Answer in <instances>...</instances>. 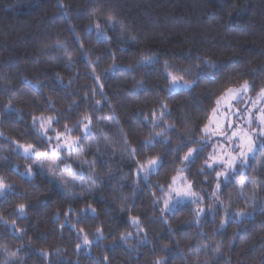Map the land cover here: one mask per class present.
Here are the masks:
<instances>
[{"label":"trees","instance_id":"trees-1","mask_svg":"<svg viewBox=\"0 0 264 264\" xmlns=\"http://www.w3.org/2000/svg\"><path fill=\"white\" fill-rule=\"evenodd\" d=\"M63 3L67 6V18L57 0H0V132L21 143H38L39 150L50 156L55 140L46 146L44 138L37 141L35 132L28 129L33 114L53 116V127L59 131H64V125L76 126L69 135L81 137L75 151L87 160L82 167L75 166L73 173L82 186L68 195L49 187V178L33 166L35 158L23 159L13 143L0 137V176L21 194L11 195L6 203L0 202V216L8 221H0V264L21 261L22 264H152L156 258H163L165 264H203L205 260L208 264H264V216L258 212L241 224L229 221L215 235L213 229L224 216L222 208L215 220L210 212L203 214L199 225L194 222L192 212L196 205L178 203L170 212H160L164 193L156 182L169 183V177L182 163L172 162L171 146L168 151L160 144L155 148L143 147L153 131L144 116L153 110L159 116L162 102L169 105L170 116L164 117L161 126L176 125V130L168 133L175 144L185 131L183 120L188 121L193 132L196 131L193 122H206L217 90L227 77L239 79L237 74L244 73L246 79L264 82V72L259 71L264 66V0H63ZM94 10H97L94 19L107 31V40H98L95 31H85ZM108 16L117 25L115 32L105 23ZM69 20L90 55L95 75L100 77L98 82L90 74L88 60L80 55ZM120 24L125 28L123 36ZM131 37L138 43L133 44ZM56 41L65 48L53 49ZM109 50L115 53L117 65L111 72L106 71L113 64ZM152 54L160 58L159 65L148 70L143 67L129 70L128 66L136 65L141 55ZM68 56L75 61L71 69L65 67ZM197 56L217 62L216 79L201 75L194 91L181 90L168 96L167 82L159 75L163 61L183 69L200 63ZM200 67L204 65L200 63ZM197 74L198 70L193 68L192 75L185 78L192 79ZM140 81L143 87L137 90L135 85ZM9 100L21 109L22 120L14 112H2ZM97 100L101 102L99 105ZM85 115L92 117L87 131L82 127L88 123L83 120ZM200 134L196 133L197 137ZM132 148L141 151L133 155ZM69 152H61L59 164L68 163V159L61 158ZM209 152L210 147L189 166L195 190L206 197L202 206L210 202L208 194L214 184L213 172L205 169V173H199ZM158 153L164 155V170L150 176L149 181L138 180L136 161ZM259 160L257 156L247 169L234 173L235 181L225 187V193H233L230 213L244 206L236 198L235 183L252 176L264 179V168L255 169ZM17 164L19 171L12 167ZM28 166L36 173L34 177L19 174ZM246 191L250 193L251 185ZM260 195L264 196V192ZM153 199L159 201L155 206ZM222 199L228 202L227 195ZM18 203L28 205L23 218L15 215ZM89 204L96 214L88 210ZM130 215L140 217L139 228L127 219ZM163 219H167V224ZM13 220L17 228L24 229L23 238L12 228ZM97 228L103 230L104 240L96 239ZM129 232L132 235L127 243L120 241L121 235ZM145 234L147 242L141 243ZM85 235L92 241L90 246L82 243ZM176 240L180 241L179 246ZM217 242L222 245L219 251ZM77 243L82 245L80 249L76 248ZM163 245L168 247L165 249ZM41 249L49 255H43Z\"/></svg>","mask_w":264,"mask_h":264},{"label":"snow or ice","instance_id":"snow-or-ice-1","mask_svg":"<svg viewBox=\"0 0 264 264\" xmlns=\"http://www.w3.org/2000/svg\"><path fill=\"white\" fill-rule=\"evenodd\" d=\"M57 3L62 9H65V15L67 18V6L63 3V0H57ZM96 11L94 10L89 15L90 23L86 26V32H96L97 39L104 40L108 39L107 31L101 27V24L95 20ZM105 23L108 24V27L112 29L113 32L117 30V25L113 22V17H106ZM69 28L71 29L74 40L79 45L80 55L85 57L88 60V67L90 68V74L95 77V80L98 82L100 80L99 76L95 75V68L92 67V61L88 51L85 50L83 42H81L79 34L76 32L75 26H73L69 20ZM119 30L121 36L124 35L125 28L123 24L119 25ZM131 42L133 44L138 43L135 37H131ZM118 43H127V41H118ZM53 49L59 50L65 48V45L60 41L52 46ZM113 64L106 70L108 72L113 71L117 65L115 64V53L109 50ZM99 57H97V63L99 62ZM196 61H199L204 65L203 68L200 67V63L190 64L187 68H178L174 64L170 63L167 60L163 61V71L159 73L167 82V95L172 96L174 93H178L181 90L184 92H192L195 90L197 85L200 82V76H208L213 80L216 79V73L219 71V66L216 61L210 60L208 58H202L200 56L196 57ZM161 63L160 58L156 54L152 55H141L137 61L136 65H129L128 68L130 71H135L136 67H143L148 70L156 67ZM75 61L71 56L67 57V63L65 64L66 68L71 69L74 67ZM196 68L198 74L193 76L192 79H186V75H192V69ZM260 72H264V66H261L259 69ZM239 79L235 77H227L223 83L220 84L217 93L214 98V105L210 107V114L206 116V122L201 121L200 124H195L193 122V127L195 132H193L188 127V121L185 119L182 121L185 131L182 135L176 138L175 144L172 142V137L168 135L169 132H174L176 130L175 124H167L162 127L161 121L164 120L165 116H170L169 105L167 103L160 104L159 116H157L156 111L153 110L150 114H145L144 119L146 122L152 125L153 131L149 139L144 140L143 147L145 149L155 148L157 144L161 145V148L165 151L169 150L172 153V162L175 163L177 160L181 161L182 166L176 168L175 174L169 177L170 182L165 184H160L157 181V187L161 193H164L163 198V207L160 208V212H170L176 204L178 203H190L196 205L192 212L194 214V222L199 225L201 217L206 212H210L213 216V220L216 219L220 209H223L224 216L220 219L219 225L217 228L213 229L212 234L215 235L216 232L220 229H224L229 221L235 224H241L244 220L252 217L254 213H259L261 216H264V196L260 194L264 192V179H257V177H246L245 179H239L235 183L236 188V198L244 202L243 207H237L234 213H230V209L233 207V193H225V187L230 183L235 181L234 173H238L241 170L247 169L251 162L255 160L257 156H260V160L255 163V169L264 168V82L258 83L256 80H249L244 78V73H238ZM255 75V73H253ZM39 87V85H37ZM99 87L102 89L104 85L101 83ZM137 90L143 87V81L138 82L135 85ZM252 93H255L253 96ZM93 94H95V89H93ZM50 99V98H49ZM247 106L241 108L239 104H245ZM101 102L96 101V104L99 105ZM53 107V105H49ZM221 108L227 109L222 115H218L221 112ZM3 113H16L18 119H23V116L20 115L21 109L16 107L12 100H9L2 108ZM229 113L232 116L239 117L243 123H238L236 120L228 119ZM92 117L90 115H85L83 120L88 121V123H83L82 127L85 131L89 128ZM32 124L28 129L29 132H35V139L41 141L46 146L50 145V142L55 139L56 144L51 146V153L54 157H61V149L73 150L76 145L79 144L81 137L72 136L69 133L73 132L76 126L69 128L67 125H64V131H59L53 127L55 118L53 116H44L35 115L31 116ZM226 121V122H225ZM77 125H81V121H77ZM156 128H160V131H155ZM54 133L53 135H50ZM196 133H201L198 137ZM27 133H22L26 135ZM0 137L8 139L11 143L15 145V151H17L23 159L25 160H39L43 157L48 158L49 153L47 151L41 152L39 150L38 143H21L19 140H13L11 137H5L3 132H0ZM213 138H219L221 143L214 144L211 143ZM195 145V146H193ZM211 147L213 150L209 152L206 158L203 159V166L199 169V173H205V169L210 170L214 173V184L212 191L208 194L210 200L206 206L204 201L206 199L205 195L197 192L195 190V185L193 179L189 178V173L191 171L190 165L194 164L197 159L204 153V151ZM140 149L132 148L131 154H136L140 152ZM181 153H183L181 155ZM5 160L7 158H4ZM77 160H80L81 164L87 163V160L82 159L80 156L76 157ZM95 161H93L94 163ZM56 168H59V164L53 161ZM136 170L135 175L138 180L143 179L144 181H149L150 176L153 174H159L161 170H164V155L156 154L149 156L143 160L138 159L136 161ZM38 168L41 170L40 174H44V162L39 160L37 164ZM16 171H19L20 166H12ZM64 171L68 172L69 175L75 172V169L71 164L64 163ZM51 176L48 179L49 187L55 190L59 187L55 183L57 179V173L52 168H49ZM22 177H34L32 166H28L24 172L19 173ZM164 175H167L166 171H163ZM74 180V176H71ZM60 184L66 186L68 181L64 179L61 175L58 177ZM207 179V175H205ZM96 182L92 179V185L95 186ZM251 185L250 193L246 191V187ZM167 188V192H165ZM11 195H21L17 193L15 187L12 184L5 182V178L0 176V202H8V199ZM155 197V192L152 193ZM224 195H227L228 202L225 203V200L222 199ZM260 201L259 204L257 201ZM159 201L157 199L152 200V204L155 206ZM219 206V207H218ZM28 205L25 203H18L15 206V215L18 218H23L27 215ZM88 210L91 213L96 214V209L92 207L91 204L87 206ZM123 210V209H122ZM71 211V209H70ZM59 215V213H57ZM131 224L137 228L140 226V217L139 216H128L127 218ZM0 221L8 223L0 216ZM163 222L167 224V219H163ZM12 228L21 234L23 238L24 229L17 228L16 222L13 220ZM83 232V229H80ZM169 231L171 232V226L169 225ZM96 236L97 240H104L106 237L102 229L97 228ZM132 233H126L121 235L120 241L127 243V238L130 237ZM235 235V233L233 234ZM147 242V235L141 240V243ZM31 243V241H29ZM84 246H90L92 241L88 239L85 235L82 241ZM115 243V242H114ZM180 241L176 240V246H179ZM229 245L232 241L228 242ZM81 244L77 243L76 248L80 249ZM22 247V246H21ZM166 249L168 245H163ZM222 245L220 242L216 244V250L219 251ZM20 251V248L17 249ZM43 255L47 256L45 250H40ZM57 253L59 250H56ZM200 251L199 247L196 250ZM103 259L108 261V257L104 256ZM187 259V258H185ZM22 264V261L20 262ZM152 264H165L163 258H156ZM203 264H208V261L205 260Z\"/></svg>","mask_w":264,"mask_h":264},{"label":"rangeland","instance_id":"rangeland-1","mask_svg":"<svg viewBox=\"0 0 264 264\" xmlns=\"http://www.w3.org/2000/svg\"><path fill=\"white\" fill-rule=\"evenodd\" d=\"M103 39V38H101ZM254 96V95H253ZM239 107L243 108L245 106H247V102L245 101V104H239L238 105ZM224 111H227V109L225 108H221V112L218 113V115H222V113ZM232 120H236L238 123H243L242 120H240L239 117H236V116H232L231 113H229V116H228V119H231ZM226 122V121H225ZM55 140V139H54ZM56 140H55V144H56ZM211 143H214V144H219L221 143V140L219 138H213V140L211 141ZM76 147L73 149V150H68V149H61V152H69L68 154H66L65 156H63L61 159H68V163L72 165V167L76 170V167L75 166H78V167H82V164L80 162V160L78 161L76 159L77 156H79L77 153H76ZM213 149L210 147V152L212 151ZM39 160H43L44 162V175H46L47 178H49L51 176V173L49 172V168H52L54 171H56L57 173V179L55 181V183L57 185H59V189L62 190L65 194H71L74 192V190L80 186H82V182L77 179V177L74 175V174H71V176H74V180L71 178V176L69 175L68 172L64 171V164H59V161H60V158H55L53 157L52 155L48 156L47 159L45 158H39ZM39 160H36L34 162V168L38 171L41 172V170L38 168L37 164L39 162ZM53 161H55L56 163L59 164V168H56L55 164L53 163ZM72 161V162H71ZM59 169L61 170V172L59 171ZM63 176L65 180L68 181L67 185L64 186L62 184H60V181L58 179L59 176Z\"/></svg>","mask_w":264,"mask_h":264},{"label":"water","instance_id":"water-1","mask_svg":"<svg viewBox=\"0 0 264 264\" xmlns=\"http://www.w3.org/2000/svg\"><path fill=\"white\" fill-rule=\"evenodd\" d=\"M232 119V118H231Z\"/></svg>","mask_w":264,"mask_h":264}]
</instances>
